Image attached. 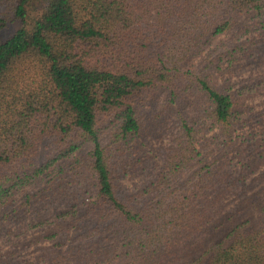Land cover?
I'll use <instances>...</instances> for the list:
<instances>
[{
	"label": "trees",
	"instance_id": "obj_1",
	"mask_svg": "<svg viewBox=\"0 0 264 264\" xmlns=\"http://www.w3.org/2000/svg\"><path fill=\"white\" fill-rule=\"evenodd\" d=\"M258 60L264 0H0V264H264Z\"/></svg>",
	"mask_w": 264,
	"mask_h": 264
},
{
	"label": "rangeland",
	"instance_id": "obj_2",
	"mask_svg": "<svg viewBox=\"0 0 264 264\" xmlns=\"http://www.w3.org/2000/svg\"><path fill=\"white\" fill-rule=\"evenodd\" d=\"M15 28V24H8L2 30L1 38L5 39ZM233 81L236 82V87L249 83L250 86L247 88L246 93V103L253 111H262L264 109V64L258 60L239 68L233 77ZM135 181H137V178H128L124 180V184L130 187ZM18 232V236L12 237L13 242L17 243L15 257L22 262L21 264H24V260L33 258L35 251L32 246L29 248L22 246V243H25L29 239L31 230L24 226ZM8 248L9 244L6 242V239L0 236V253L8 251Z\"/></svg>",
	"mask_w": 264,
	"mask_h": 264
}]
</instances>
